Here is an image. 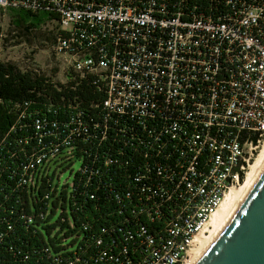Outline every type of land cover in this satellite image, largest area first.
I'll return each mask as SVG.
<instances>
[{
	"label": "built area",
	"instance_id": "2783aa9c",
	"mask_svg": "<svg viewBox=\"0 0 264 264\" xmlns=\"http://www.w3.org/2000/svg\"><path fill=\"white\" fill-rule=\"evenodd\" d=\"M0 7L47 14L57 25L53 54L70 65L61 83L93 79L102 94L90 113L74 106L68 134L32 155L21 183L34 189L49 178L72 158L74 139L134 151L122 239L112 228V242L98 238L102 250L90 261L75 249L56 262L190 264L264 146V0H0ZM115 161L108 154L104 165Z\"/></svg>",
	"mask_w": 264,
	"mask_h": 264
},
{
	"label": "trees",
	"instance_id": "16d2710c",
	"mask_svg": "<svg viewBox=\"0 0 264 264\" xmlns=\"http://www.w3.org/2000/svg\"><path fill=\"white\" fill-rule=\"evenodd\" d=\"M21 12L19 25L33 18L29 27L35 28L39 17L49 18L45 13ZM101 98L93 79L63 84L32 65L0 62V264H58L57 255L66 251L68 256L75 249L90 261L102 250L96 245L98 238L105 246L112 242L108 237L112 228L116 239H122L119 229L132 212L130 199H124L130 170L126 162L134 163V151L122 155L110 141L74 139L72 158L57 162L49 178H39L34 189L20 181L33 154L48 152L45 147L68 134L65 123L74 106L90 113ZM65 149L61 146L59 155ZM108 154L116 161L105 166ZM75 162L81 167L72 183L62 184L58 168Z\"/></svg>",
	"mask_w": 264,
	"mask_h": 264
},
{
	"label": "rangeland",
	"instance_id": "374dc122",
	"mask_svg": "<svg viewBox=\"0 0 264 264\" xmlns=\"http://www.w3.org/2000/svg\"><path fill=\"white\" fill-rule=\"evenodd\" d=\"M22 12L0 7V62L12 61L22 67L32 65L41 73L55 76L62 82L70 66L66 58L53 54L52 46L56 39L57 25L48 17H39L38 25L33 28V18L19 25ZM81 167L79 162L65 163L59 167L61 183H72V177ZM55 217L53 220H56Z\"/></svg>",
	"mask_w": 264,
	"mask_h": 264
},
{
	"label": "water",
	"instance_id": "95a60500",
	"mask_svg": "<svg viewBox=\"0 0 264 264\" xmlns=\"http://www.w3.org/2000/svg\"><path fill=\"white\" fill-rule=\"evenodd\" d=\"M196 264H264V169Z\"/></svg>",
	"mask_w": 264,
	"mask_h": 264
},
{
	"label": "bare ground",
	"instance_id": "6f19581e",
	"mask_svg": "<svg viewBox=\"0 0 264 264\" xmlns=\"http://www.w3.org/2000/svg\"><path fill=\"white\" fill-rule=\"evenodd\" d=\"M263 169L264 146L255 164L252 166L244 184H242L240 187L231 190V192L227 195L224 203L213 217L211 222L212 227L209 229V233L202 234L199 237V246L195 250L194 256L192 257L190 264H196L198 262V260L204 254L210 244L224 229L225 225L236 212L242 201L245 199Z\"/></svg>",
	"mask_w": 264,
	"mask_h": 264
}]
</instances>
